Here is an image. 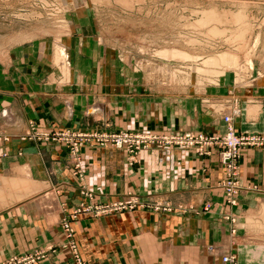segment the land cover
Masks as SVG:
<instances>
[{
    "label": "crops",
    "instance_id": "crops-1",
    "mask_svg": "<svg viewBox=\"0 0 264 264\" xmlns=\"http://www.w3.org/2000/svg\"><path fill=\"white\" fill-rule=\"evenodd\" d=\"M102 42L69 41L71 84H58L47 44L45 53L39 45L28 66L23 55L14 71L0 64V264L48 247L53 250L39 264L71 262V253L61 248L62 223L81 204L127 195L138 197L141 206L102 217L83 213L72 222L87 264H220L229 254L237 264H264V149L243 152L240 185L248 193L231 205L222 188L221 146L208 155L188 147H153L133 165L126 150L86 146L84 172H76L67 147L34 137V130L68 129L224 136L226 113L235 117L236 133L264 135V76L247 90L252 98L238 89L241 110L227 101L208 109L203 101L226 95L230 78L202 95L154 88L141 81L140 72L121 69ZM83 189L95 199L85 198Z\"/></svg>",
    "mask_w": 264,
    "mask_h": 264
},
{
    "label": "rangeland",
    "instance_id": "rangeland-1",
    "mask_svg": "<svg viewBox=\"0 0 264 264\" xmlns=\"http://www.w3.org/2000/svg\"><path fill=\"white\" fill-rule=\"evenodd\" d=\"M87 38L103 41L107 53L117 56L121 69L140 72L141 81L154 88L187 89L202 95L207 88L216 87L221 80L230 78L226 95L204 103L208 109H214L215 102L227 101L236 111L238 89L243 88L248 94L250 89L257 88L264 76V0H0L2 69L14 71L22 55L28 66L26 61L31 62L39 45L42 44L41 51L45 53L47 44L57 75L61 76L57 77L58 84H71L73 69L69 41ZM175 49L188 53L192 59L178 60L158 54ZM59 51L68 56L72 73L69 76L56 62ZM226 55L234 56L238 65L222 61ZM212 59H218L217 66L206 63ZM136 61L142 62V66ZM12 73L9 75L14 76ZM251 96L248 94L245 98ZM238 110H241L240 106ZM225 115L232 116L230 113ZM67 131L88 133L71 129L34 130L33 135L38 141L59 143L58 134ZM61 145L70 153L67 144ZM83 191L89 196H84ZM83 191L85 198L95 199L93 193ZM242 193L235 197L236 201L248 191ZM208 249L216 250L215 247Z\"/></svg>",
    "mask_w": 264,
    "mask_h": 264
},
{
    "label": "built area",
    "instance_id": "built-area-1",
    "mask_svg": "<svg viewBox=\"0 0 264 264\" xmlns=\"http://www.w3.org/2000/svg\"><path fill=\"white\" fill-rule=\"evenodd\" d=\"M204 103L212 102L208 99ZM234 116H225L224 121L228 125V131L224 136H210L205 133L186 132L183 134H157V133H102L74 132L67 131L58 134V142L65 143L70 147V162L72 166L84 172L81 168V150L85 146H95L104 148L126 149L130 156V164L136 162L138 155L153 147L181 146L196 150L200 155H208L214 147L221 146L219 159L226 168V179L222 183V188L226 190L231 205H237L236 196L245 191L240 185V161L246 149H264V135L260 134H237L234 128ZM48 137V135H46ZM36 138V136H34ZM49 139V138H47ZM83 195L88 197L89 193L83 191ZM92 197V195H90ZM141 206L135 196H127L123 201L97 203L85 205L81 204L67 220L62 223V230L65 235V242L61 248L71 253L72 261L66 264H87L81 258L79 247L75 239L72 222L79 219L83 213H91L95 217H102L113 213L131 211ZM210 205L207 206V209ZM53 247L45 250L32 251L30 253L16 255L1 264H39L43 262ZM235 255H225L220 264H237Z\"/></svg>",
    "mask_w": 264,
    "mask_h": 264
},
{
    "label": "bare ground",
    "instance_id": "bare-ground-1",
    "mask_svg": "<svg viewBox=\"0 0 264 264\" xmlns=\"http://www.w3.org/2000/svg\"><path fill=\"white\" fill-rule=\"evenodd\" d=\"M106 1V0H105ZM103 2V1H102ZM214 15V14H213ZM210 16V15H209ZM218 15L216 14V17H217ZM223 18V17H222ZM206 19V18H205ZM221 19V18H220ZM240 20V19H239ZM220 21V20H219ZM223 21V20H222ZM208 23H209V21H207ZM223 23V22H222ZM201 25V24H200ZM190 26H192V24H190ZM218 31H216V33H217ZM214 34H215V32H214ZM146 49V48H145ZM144 50V49H143ZM58 51V50H57ZM158 54L159 55H161L162 57L164 56H166V57H168V56H171V57H173L174 59H181V60H191L192 59V56H190L188 53H185V52H183V51H181V50H163V51H160V52H158ZM56 58V62H57V64L62 68V71L63 72H65L66 73V75L67 76H69V75H71L70 74V72H71V70H70V66H69V60H68V56H67V54H65L64 52H58L57 53V56L55 57ZM70 58V57H69ZM194 59V58H193ZM222 61H224V62H226V63H229V64H234L235 63V57L234 56H224L223 58H222ZM137 62V61H136ZM210 62V64L211 65H216L217 66V64L219 63L218 62V59H212V60H209V61H206V63H209ZM139 65H141L142 66V62H137ZM205 63V64H206ZM239 63V62H238ZM235 65H236V63H235ZM238 65V64H237ZM236 65V66H237ZM160 66V65H159ZM234 66V65H233ZM214 67V66H213ZM149 70V69H148ZM170 70V69H169ZM203 70V69H202ZM204 71V70H203ZM73 72V71H72ZM173 74V73H172ZM68 80V79H67ZM69 81V80H68ZM220 107V106H219ZM224 109H225V107H224ZM208 251H209V253H215V251L213 250V249H208ZM222 259H223V257H222Z\"/></svg>",
    "mask_w": 264,
    "mask_h": 264
}]
</instances>
